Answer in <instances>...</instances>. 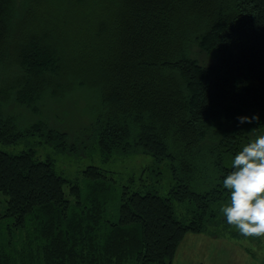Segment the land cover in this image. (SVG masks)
<instances>
[{
	"label": "trees",
	"instance_id": "1",
	"mask_svg": "<svg viewBox=\"0 0 264 264\" xmlns=\"http://www.w3.org/2000/svg\"><path fill=\"white\" fill-rule=\"evenodd\" d=\"M75 87L97 92L85 138L101 158L164 161L162 194L2 149L36 133L65 151V133L2 106L37 113ZM263 145L264 0H0V264H171L187 231L234 237L218 228Z\"/></svg>",
	"mask_w": 264,
	"mask_h": 264
},
{
	"label": "rangeland",
	"instance_id": "2",
	"mask_svg": "<svg viewBox=\"0 0 264 264\" xmlns=\"http://www.w3.org/2000/svg\"><path fill=\"white\" fill-rule=\"evenodd\" d=\"M193 51L199 61H213L212 54L196 47ZM98 107L97 92L87 87H75L59 97L46 95L37 113L11 102L3 105L5 113H13L19 129L37 121L45 122L66 134L68 148L65 151L59 150L34 133L14 145L2 146V149L16 153L33 148L38 158L50 156L56 170L68 178L80 177L81 170L92 164L104 169L118 185L129 184V179L134 177L133 188L137 184L155 182L157 192L162 194L170 178L164 161L156 162L152 156L140 151L110 155L104 161L96 147L85 138L86 128ZM258 155V166L254 168L259 172L257 180L234 190L233 205L224 211L225 216L232 213L229 215L232 218L228 221L229 225H223L224 221L218 228L222 234L228 235L229 230H233L236 235L215 238L206 233L187 231L175 248L171 264H264V145ZM4 204L5 197L0 194V211Z\"/></svg>",
	"mask_w": 264,
	"mask_h": 264
},
{
	"label": "crops",
	"instance_id": "3",
	"mask_svg": "<svg viewBox=\"0 0 264 264\" xmlns=\"http://www.w3.org/2000/svg\"><path fill=\"white\" fill-rule=\"evenodd\" d=\"M197 233H205V232H197ZM206 235H208V236H214L215 238H219V237L216 236V235H210V234H207V233H206Z\"/></svg>",
	"mask_w": 264,
	"mask_h": 264
}]
</instances>
